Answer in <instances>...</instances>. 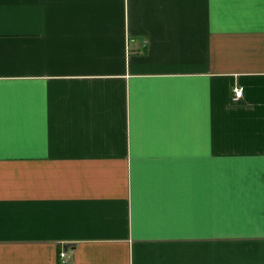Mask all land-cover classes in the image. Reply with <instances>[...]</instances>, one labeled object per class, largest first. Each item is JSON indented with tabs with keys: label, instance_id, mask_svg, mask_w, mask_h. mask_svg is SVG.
<instances>
[{
	"label": "crops",
	"instance_id": "1",
	"mask_svg": "<svg viewBox=\"0 0 264 264\" xmlns=\"http://www.w3.org/2000/svg\"><path fill=\"white\" fill-rule=\"evenodd\" d=\"M0 264H264V0H0Z\"/></svg>",
	"mask_w": 264,
	"mask_h": 264
},
{
	"label": "built area",
	"instance_id": "2",
	"mask_svg": "<svg viewBox=\"0 0 264 264\" xmlns=\"http://www.w3.org/2000/svg\"><path fill=\"white\" fill-rule=\"evenodd\" d=\"M242 95H243V87H241L240 85H234L232 88L231 100L233 102H238L242 97ZM64 256L65 253L64 251H62L60 257L64 259Z\"/></svg>",
	"mask_w": 264,
	"mask_h": 264
}]
</instances>
